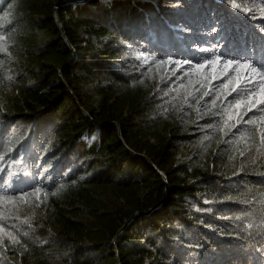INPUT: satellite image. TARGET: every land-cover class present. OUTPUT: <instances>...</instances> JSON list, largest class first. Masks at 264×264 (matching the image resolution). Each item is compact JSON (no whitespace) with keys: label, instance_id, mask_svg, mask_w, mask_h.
<instances>
[{"label":"trees","instance_id":"1","mask_svg":"<svg viewBox=\"0 0 264 264\" xmlns=\"http://www.w3.org/2000/svg\"><path fill=\"white\" fill-rule=\"evenodd\" d=\"M56 1L0 0V264L264 262V0Z\"/></svg>","mask_w":264,"mask_h":264},{"label":"water","instance_id":"2","mask_svg":"<svg viewBox=\"0 0 264 264\" xmlns=\"http://www.w3.org/2000/svg\"><path fill=\"white\" fill-rule=\"evenodd\" d=\"M59 2H60V0H57V1L55 2V6H56V5H59ZM119 231H121V228L119 229Z\"/></svg>","mask_w":264,"mask_h":264},{"label":"rangeland","instance_id":"3","mask_svg":"<svg viewBox=\"0 0 264 264\" xmlns=\"http://www.w3.org/2000/svg\"><path fill=\"white\" fill-rule=\"evenodd\" d=\"M261 264H264V262L262 261Z\"/></svg>","mask_w":264,"mask_h":264},{"label":"snow or ice","instance_id":"4","mask_svg":"<svg viewBox=\"0 0 264 264\" xmlns=\"http://www.w3.org/2000/svg\"><path fill=\"white\" fill-rule=\"evenodd\" d=\"M229 66H231V63H229Z\"/></svg>","mask_w":264,"mask_h":264}]
</instances>
